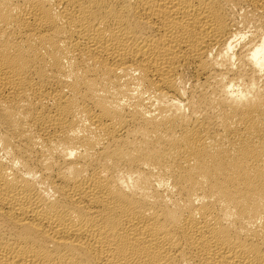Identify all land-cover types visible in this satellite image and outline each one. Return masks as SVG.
I'll list each match as a JSON object with an SVG mask.
<instances>
[{
    "label": "bare ground",
    "instance_id": "1",
    "mask_svg": "<svg viewBox=\"0 0 264 264\" xmlns=\"http://www.w3.org/2000/svg\"><path fill=\"white\" fill-rule=\"evenodd\" d=\"M0 264H264V0H0Z\"/></svg>",
    "mask_w": 264,
    "mask_h": 264
}]
</instances>
